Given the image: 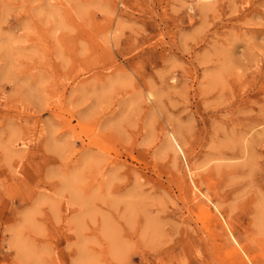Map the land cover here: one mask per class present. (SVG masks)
<instances>
[{"label":"rangeland","instance_id":"rangeland-1","mask_svg":"<svg viewBox=\"0 0 264 264\" xmlns=\"http://www.w3.org/2000/svg\"><path fill=\"white\" fill-rule=\"evenodd\" d=\"M0 264H264V0H0Z\"/></svg>","mask_w":264,"mask_h":264},{"label":"bare ground","instance_id":"bare-ground-1","mask_svg":"<svg viewBox=\"0 0 264 264\" xmlns=\"http://www.w3.org/2000/svg\"><path fill=\"white\" fill-rule=\"evenodd\" d=\"M175 143H176V141H175ZM176 145H177V143H176ZM177 147H178V145H177Z\"/></svg>","mask_w":264,"mask_h":264}]
</instances>
